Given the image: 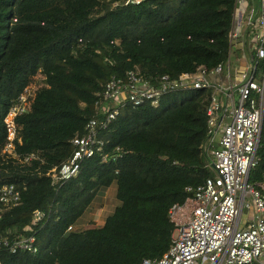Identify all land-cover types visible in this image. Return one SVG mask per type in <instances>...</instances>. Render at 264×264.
<instances>
[{
    "label": "trees",
    "instance_id": "trees-1",
    "mask_svg": "<svg viewBox=\"0 0 264 264\" xmlns=\"http://www.w3.org/2000/svg\"><path fill=\"white\" fill-rule=\"evenodd\" d=\"M234 0H146L136 6L104 0H0V152L2 119L25 86V113L14 119L15 153L0 158V184L18 203L0 212V264H139L169 247V209L182 205L211 176L201 152L210 91L165 95L155 108L125 106L97 134L98 149L77 174L45 175L72 154L71 140L96 118V95L111 78L135 71L149 83L211 70L227 57ZM97 146V145H96ZM255 167L264 175V101ZM40 163L39 167L38 164ZM115 186L119 205L101 225L72 231L97 194ZM39 219L33 223V215ZM70 228V230H68ZM33 235L34 254L2 245ZM250 264H257L251 262Z\"/></svg>",
    "mask_w": 264,
    "mask_h": 264
},
{
    "label": "built area",
    "instance_id": "built-area-1",
    "mask_svg": "<svg viewBox=\"0 0 264 264\" xmlns=\"http://www.w3.org/2000/svg\"><path fill=\"white\" fill-rule=\"evenodd\" d=\"M104 1L115 7L136 6L146 0ZM254 9L250 15L252 11L247 10L246 2L234 0L227 57L223 64L211 70L200 67L176 78L163 75L155 83H149L135 71L125 72L122 78L111 77L96 95L97 117L86 123L83 135L71 140L73 151L69 159L45 174L54 182L74 177L81 160L92 157L98 149V132L125 106L146 104L155 108L168 94L210 91L205 109L206 137L200 148L213 174L194 188H184L188 198L168 211L174 224L168 249L159 258L144 259L139 264H264V175L259 188L248 183V175L257 162L255 152L263 113L264 0H255ZM232 46L234 52L242 53L240 60L244 65V74L234 67L233 77L230 76ZM259 61H263L262 72L256 75ZM223 71L226 86L213 79V75ZM32 93L33 87L25 86L2 119L5 131V143L0 152L2 161L14 159L27 165L31 160H38L33 155L18 157L14 143V119L26 112ZM18 201L19 191L13 184H0V212ZM242 208L245 214L241 213ZM186 211L189 215L181 222V214ZM39 217L40 213L36 212L33 223ZM1 242L12 253L36 252L33 235Z\"/></svg>",
    "mask_w": 264,
    "mask_h": 264
},
{
    "label": "rangeland",
    "instance_id": "rangeland-1",
    "mask_svg": "<svg viewBox=\"0 0 264 264\" xmlns=\"http://www.w3.org/2000/svg\"><path fill=\"white\" fill-rule=\"evenodd\" d=\"M242 2L247 3V10L251 9L250 15L255 12V0H241ZM243 16V14H242ZM252 45L249 44V48L252 49ZM231 54H230V76H234L233 68L236 67L238 73L244 74V65L241 62L242 53L240 52H234V47H231ZM262 65L263 61H259V64L257 66V72L256 75H260L262 72ZM247 76L248 73H245ZM213 79L217 80L218 82L224 83V86H226L227 79H226V73L225 71L221 72L220 74L213 75ZM216 144V142H214ZM210 160L213 161V158H210ZM213 174V173H212ZM119 205V202L115 199V186L112 183L108 188L105 190H102L97 194V197L94 199V201L91 203V205L84 211L82 216L73 224L72 231H81L85 228H87L90 224L94 226L101 225L103 222V219L110 215L115 207ZM192 206V204H190ZM245 210L242 208L241 213H244ZM189 215V211L183 212L181 214L180 220L181 222H185L187 219V216ZM244 215L242 216V218ZM261 260V258H259ZM263 262V259L261 260Z\"/></svg>",
    "mask_w": 264,
    "mask_h": 264
},
{
    "label": "crops",
    "instance_id": "crops-1",
    "mask_svg": "<svg viewBox=\"0 0 264 264\" xmlns=\"http://www.w3.org/2000/svg\"><path fill=\"white\" fill-rule=\"evenodd\" d=\"M241 9H239V11H240ZM243 62V61H242Z\"/></svg>",
    "mask_w": 264,
    "mask_h": 264
},
{
    "label": "water",
    "instance_id": "water-1",
    "mask_svg": "<svg viewBox=\"0 0 264 264\" xmlns=\"http://www.w3.org/2000/svg\"><path fill=\"white\" fill-rule=\"evenodd\" d=\"M211 167H213V165H211Z\"/></svg>",
    "mask_w": 264,
    "mask_h": 264
}]
</instances>
